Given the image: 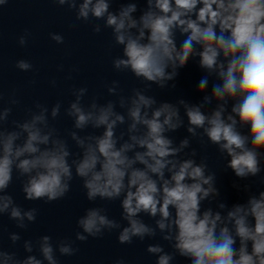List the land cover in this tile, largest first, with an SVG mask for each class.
Returning a JSON list of instances; mask_svg holds the SVG:
<instances>
[{"label":"clouds","instance_id":"obj_1","mask_svg":"<svg viewBox=\"0 0 264 264\" xmlns=\"http://www.w3.org/2000/svg\"><path fill=\"white\" fill-rule=\"evenodd\" d=\"M8 3L0 0V8ZM53 3L74 12L95 34L110 29L112 46L120 49L113 70L130 73L143 87L124 94L113 80L106 88L115 99L104 102L89 97L87 87H74L67 107L37 102L19 120L11 119L20 103L16 93L6 102L0 93V216L22 230L37 218L36 208L24 209L8 194L14 175L23 179L26 200L45 202L64 198L79 178L88 201L119 200L126 223L110 218L104 207L87 208L77 220L75 240H23V258L12 250L22 237L11 232L10 247L0 243V264H59L58 254L78 252L76 241L113 231L120 244L129 245L159 235L171 250L148 244L155 264H173L176 256L190 264H264V190L253 192L246 183L247 199L229 206L220 199L207 158L197 161L196 149L186 151L198 139L215 145L240 180L264 172V0H123L115 10L117 0ZM30 35L25 30L18 44L26 46ZM50 39L64 43L58 33ZM193 60L204 73L198 103L158 101L149 94L152 85L174 88L180 70ZM15 66L33 70L24 59ZM62 108L72 120L66 137L52 123ZM181 128L188 136L177 143L171 133ZM87 129L93 131L80 134ZM69 139L79 153L70 150Z\"/></svg>","mask_w":264,"mask_h":264}]
</instances>
